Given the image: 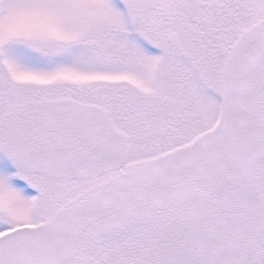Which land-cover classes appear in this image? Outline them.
Returning a JSON list of instances; mask_svg holds the SVG:
<instances>
[{
  "label": "snow or ice",
  "instance_id": "1",
  "mask_svg": "<svg viewBox=\"0 0 264 264\" xmlns=\"http://www.w3.org/2000/svg\"><path fill=\"white\" fill-rule=\"evenodd\" d=\"M0 264H264V0H0Z\"/></svg>",
  "mask_w": 264,
  "mask_h": 264
}]
</instances>
